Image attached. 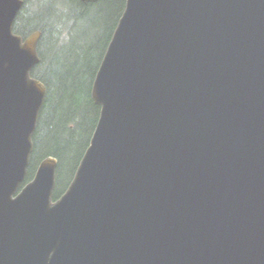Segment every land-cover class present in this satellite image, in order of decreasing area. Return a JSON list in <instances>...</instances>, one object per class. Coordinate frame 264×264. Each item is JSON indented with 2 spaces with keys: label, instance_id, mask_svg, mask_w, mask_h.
I'll list each match as a JSON object with an SVG mask.
<instances>
[{
  "label": "water",
  "instance_id": "95a60500",
  "mask_svg": "<svg viewBox=\"0 0 264 264\" xmlns=\"http://www.w3.org/2000/svg\"><path fill=\"white\" fill-rule=\"evenodd\" d=\"M21 6L0 0V264H264V0H126L55 202V158L20 189L45 97Z\"/></svg>",
  "mask_w": 264,
  "mask_h": 264
},
{
  "label": "trees",
  "instance_id": "16d2710c",
  "mask_svg": "<svg viewBox=\"0 0 264 264\" xmlns=\"http://www.w3.org/2000/svg\"><path fill=\"white\" fill-rule=\"evenodd\" d=\"M21 1L12 30L22 39L40 32L39 62L30 77L45 87L24 184L43 159L55 158L56 201L72 182L96 126L99 106L91 99V86L126 0Z\"/></svg>",
  "mask_w": 264,
  "mask_h": 264
},
{
  "label": "bare ground",
  "instance_id": "6f19581e",
  "mask_svg": "<svg viewBox=\"0 0 264 264\" xmlns=\"http://www.w3.org/2000/svg\"><path fill=\"white\" fill-rule=\"evenodd\" d=\"M19 22V21H18Z\"/></svg>",
  "mask_w": 264,
  "mask_h": 264
}]
</instances>
